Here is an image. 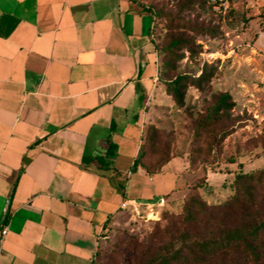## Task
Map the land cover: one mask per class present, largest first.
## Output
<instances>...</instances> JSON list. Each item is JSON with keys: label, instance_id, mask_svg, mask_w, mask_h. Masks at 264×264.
I'll return each instance as SVG.
<instances>
[{"label": "crops", "instance_id": "obj_1", "mask_svg": "<svg viewBox=\"0 0 264 264\" xmlns=\"http://www.w3.org/2000/svg\"><path fill=\"white\" fill-rule=\"evenodd\" d=\"M153 27L135 0H0V264H97L137 215L123 203L173 210L203 179L205 198L230 194L234 174L181 157L136 165L160 95Z\"/></svg>", "mask_w": 264, "mask_h": 264}, {"label": "trees", "instance_id": "obj_2", "mask_svg": "<svg viewBox=\"0 0 264 264\" xmlns=\"http://www.w3.org/2000/svg\"><path fill=\"white\" fill-rule=\"evenodd\" d=\"M145 9L154 17L152 35L159 54L161 28L155 12ZM223 20L214 12L211 0H178L177 13L167 15V34L161 46L164 71L159 64L158 80L176 106L186 107L190 88L209 95L203 113L193 123L195 138L202 140L208 135V154L238 128L239 119L233 114L236 102L228 92L212 91L217 65L206 63L200 74H190L181 72L180 64L187 53L195 57L201 52L198 39L224 36ZM159 138L160 130L147 125L136 165L149 173L160 172L173 158L166 146L157 143ZM259 139L263 144L264 131ZM153 151L159 155L156 162ZM189 164L191 169L201 167L194 159ZM223 173L234 174L223 184L230 189L223 201L210 204L202 195L206 180H199L190 186L179 211L163 210L160 219L152 221L154 228L145 243L128 237L134 253L131 264H264V168Z\"/></svg>", "mask_w": 264, "mask_h": 264}, {"label": "rangeland", "instance_id": "obj_3", "mask_svg": "<svg viewBox=\"0 0 264 264\" xmlns=\"http://www.w3.org/2000/svg\"><path fill=\"white\" fill-rule=\"evenodd\" d=\"M145 8L155 12L160 26L159 64L161 71L163 52L161 46L167 34V15L176 14L178 0H137ZM224 36L220 39H198L201 52L191 57L186 54L180 64L181 72L200 74L204 64H215L218 72L211 82L212 91L228 92L236 102L233 111L239 119L238 128L223 139L211 154L206 150L208 135L203 139L194 136L193 123L205 108V98L195 88H190L186 107L179 108L167 96L159 83L160 94L153 107V117L147 125L160 130L159 145L167 147L171 157H181L187 161L194 159L201 167L216 172H250L264 168V149L259 137L264 131V0H234L232 10L221 24ZM151 152V151H150ZM156 162L158 152L153 151ZM224 174L211 175V182L222 186ZM232 178V177H231ZM205 197V195H203ZM210 204L223 201L225 196L205 198ZM179 211V208L173 209ZM128 217L129 224L110 228L101 242L97 264H131L133 249L127 238L135 237L146 242V237L154 228V223L143 218Z\"/></svg>", "mask_w": 264, "mask_h": 264}, {"label": "built area", "instance_id": "obj_4", "mask_svg": "<svg viewBox=\"0 0 264 264\" xmlns=\"http://www.w3.org/2000/svg\"><path fill=\"white\" fill-rule=\"evenodd\" d=\"M211 3L214 12L219 15H222L224 19L229 15L230 11L232 10V0H211ZM165 204H166L165 198H161L157 205L139 204L138 202H132V203L125 202L122 204V209L130 210L131 212L140 215L141 208L144 206L147 211L145 220L152 222V221H158L160 219V214L162 211L157 209L158 208L162 209L165 206ZM6 234H7V230L5 229L3 231V236H5Z\"/></svg>", "mask_w": 264, "mask_h": 264}]
</instances>
